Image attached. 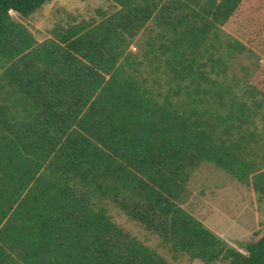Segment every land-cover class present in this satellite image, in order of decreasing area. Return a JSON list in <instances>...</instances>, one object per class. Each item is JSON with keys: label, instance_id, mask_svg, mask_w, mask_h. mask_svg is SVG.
Returning a JSON list of instances; mask_svg holds the SVG:
<instances>
[{"label": "trees", "instance_id": "trees-1", "mask_svg": "<svg viewBox=\"0 0 264 264\" xmlns=\"http://www.w3.org/2000/svg\"><path fill=\"white\" fill-rule=\"evenodd\" d=\"M49 1L0 0V264H175L119 226L108 199L176 256L264 264V235L244 252L182 206L204 162L264 196L252 156L264 66L239 98L225 63L202 54L237 13L264 28V0H113L100 20L39 42L12 13ZM151 21L139 59L131 48Z\"/></svg>", "mask_w": 264, "mask_h": 264}, {"label": "rangeland", "instance_id": "rangeland-1", "mask_svg": "<svg viewBox=\"0 0 264 264\" xmlns=\"http://www.w3.org/2000/svg\"><path fill=\"white\" fill-rule=\"evenodd\" d=\"M113 0H50L30 17L13 12V18L26 25L39 42L51 36L56 25L68 26L83 19L102 18V12H112ZM154 21L142 30L131 48L142 59L146 41L153 31ZM156 33V32H154ZM205 59H219L225 63L224 80L239 98L248 96V89L264 66V28L252 25L237 13L226 25L218 27L202 49ZM150 85L167 86L165 76L149 66L143 69ZM223 78V77H222ZM260 142L253 149V158L264 168V125L258 121ZM113 220L148 246L175 264H207L188 255H174L154 232L127 216L113 201L105 200ZM182 206L202 220L215 233L237 249L242 243L253 242L264 235V196L252 191L234 176L212 162L202 163L194 170L187 185ZM209 264H229L220 260Z\"/></svg>", "mask_w": 264, "mask_h": 264}]
</instances>
